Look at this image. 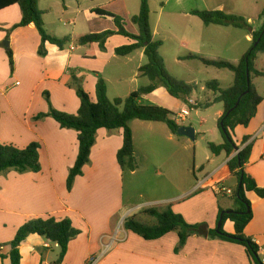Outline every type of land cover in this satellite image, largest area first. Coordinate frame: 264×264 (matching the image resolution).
<instances>
[{
	"label": "crops",
	"instance_id": "crops-1",
	"mask_svg": "<svg viewBox=\"0 0 264 264\" xmlns=\"http://www.w3.org/2000/svg\"><path fill=\"white\" fill-rule=\"evenodd\" d=\"M118 1L121 0H38V8L43 13L44 27L48 35L58 39L74 38L105 30L114 31L113 23L111 28L98 27L96 22L103 17L93 10L96 8L106 10L104 8H110ZM207 8H210L207 9L210 11L218 10L242 17L251 30L256 31L262 24L258 16L264 8V0H216ZM124 9L125 7H122L121 10ZM51 11L56 13V20L50 18ZM190 12L182 14L184 17L197 19L199 23L195 20L190 22L183 31L180 44L193 55L209 60L225 58L227 62L237 64L250 46L251 35L244 29L204 26ZM19 20L20 11L15 5L0 11V143L18 149H24L31 143L40 144L41 171L20 174L8 170L0 173V255L4 256L3 259L0 258V264H10L9 243L17 229L29 219L47 216L56 220L68 218L73 227L80 231V234L69 242L60 264H86L90 257L101 254L96 264H256L243 246L206 235L208 230L216 227L218 207L227 211L234 210L236 207L232 202H223V207L215 205L209 217L201 221L204 223L201 234L190 236L177 252L176 232L154 241H145L126 231L123 222L121 223V219L128 217L129 212L124 211L129 206L125 203L122 192L124 170H121L116 162V153L122 144L121 130H99L96 133L89 162L84 166L82 176L77 177L71 190L67 191V174L77 156V132L61 129L51 117L38 119L37 116L48 113L50 106L53 110H62L66 114H76L79 99L67 87V81L72 73L92 81L89 80L90 86L92 85L90 91L84 92L95 101V85L98 77L102 78L105 71L102 66V62L106 61L104 57L114 56L113 51L117 47L109 49V40L119 38V46L127 45L130 41L114 35L106 41L105 54L96 44L92 46V58L86 57L89 51L87 46L68 44L60 50L54 45L44 43V56H40L38 50L41 41L32 24L26 28L12 29ZM59 23L71 25L72 30H64L59 27ZM76 23L79 24V28ZM85 28L86 31H82ZM131 32L136 33L135 28H132ZM152 35L154 36L153 32ZM6 41L7 47L4 46ZM6 50L11 52L12 65L9 64ZM137 52L140 59L139 65L136 66L137 77L145 80L147 78L138 73L139 67L143 65L141 64L143 50ZM259 64L264 66V59L257 56L256 71L264 74V67H260ZM121 74L119 71L115 76L116 82L120 85L123 80ZM103 80L108 83L105 78ZM148 84L149 81L145 86ZM256 91L260 95L257 87ZM132 92L134 91L128 94ZM106 95L108 98L107 86ZM260 96L262 102L249 123L250 127L255 124V132H250L248 125L247 128L237 127L235 133L236 145L244 136L249 137L246 144H252V151L244 168H249V174L257 186L264 188V96ZM51 98L57 101L54 102ZM119 98L118 96L114 99ZM143 100L167 110L171 108L179 110L185 103L177 104L178 100L171 98L163 87H158L152 93L143 96L141 103ZM221 114L222 112L219 113V117ZM149 123L144 124V121L139 120L128 123L132 133L134 155L136 142L142 138L143 133L151 129H164L161 126L165 125L164 123ZM144 126L147 128L143 129ZM166 133L167 139L175 137L169 129ZM217 159H221V163L211 172L205 173L204 167L199 169L201 174H204L202 180L209 177L200 188L203 191H200L201 197L208 193L215 198L222 197L223 194L218 195L216 192V189H219L218 184L231 183L229 184L231 187L235 185L228 173L226 167L228 160L224 154L210 158L207 162L211 164ZM221 171L223 174L214 179ZM197 187V185L188 187L183 196L192 197L196 194ZM183 196L177 195L166 202H176L178 198L182 200ZM246 198L251 205L252 219L244 229V236L256 245L258 256L262 259L264 198H259L253 192L246 193ZM176 214L183 216L178 212ZM229 223L225 225L224 232L233 234V224L230 221ZM193 224L197 222L193 221ZM18 249L20 264H52L59 254V247L56 244L37 235H29Z\"/></svg>",
	"mask_w": 264,
	"mask_h": 264
},
{
	"label": "trees",
	"instance_id": "trees-1",
	"mask_svg": "<svg viewBox=\"0 0 264 264\" xmlns=\"http://www.w3.org/2000/svg\"><path fill=\"white\" fill-rule=\"evenodd\" d=\"M17 6L20 11V20L12 29L26 28L33 25L41 45L38 50L40 56H44L43 45L49 43L58 49L65 45L87 46L89 51L86 57H93L92 46L96 44L99 50H105L106 41L118 35L127 38L130 43L116 47L113 51L117 57H126L137 50H143L147 59L146 64L138 69V73L146 77L149 84L140 87L132 92L126 99H114L110 101L106 95V85L99 76L95 85V101H92L87 93L77 87L79 107L76 114L57 112L51 107L46 114H40L38 119L51 117L61 129H71L77 132V156L73 166L69 169L66 178V189L70 191L77 177L82 176L84 166L89 162L90 152L95 142V135L99 130H121L122 144L116 153V162L121 170L135 171L134 149L132 133L128 123L132 120L144 122L164 123L173 135H177L180 128L174 120V114L169 110L156 105L141 103L143 96L163 87L167 94L175 100H186L192 94V87L172 78L166 70L165 64L158 51L162 42L153 39L150 28V10L148 0H140L139 12L132 16L128 23L135 27L136 33L129 32L126 26V19L112 14L106 10L96 8L94 13L100 17L112 20L114 31L105 30L100 33L86 34L74 38L64 37L61 39L48 35L44 28L43 13L38 8V0H0V11L11 6ZM190 14L198 18L204 26H221L245 29L251 35V46L240 58L237 64L205 59L199 55L189 54L182 60H197L204 66L217 69H227L233 73V83L227 89H220L214 81L205 84L206 88L213 91L215 98L213 103H222L223 112L217 121V127L223 142L219 145L209 143L208 148L213 157L221 154L228 160L226 167L231 177L235 178V188L232 193L237 208L231 214L227 210L218 207V214L215 229L208 230L206 235L210 238H218L224 241L241 245L256 264H262L258 256L256 245L244 236V229L252 219L251 205L246 198V193L253 192L259 198H264V188H259L254 178L245 170L249 162L252 144H246L249 137L244 136L236 145L237 127L247 128L256 115L257 107L262 102V97L257 93L251 83V78L262 77L264 74L254 68V61L257 54H264V8L258 18L261 20V27L252 31L248 23L239 16L225 14L222 11H191ZM9 64L12 65L11 52L6 50ZM247 71L248 80L247 82ZM73 80L76 77L72 73ZM209 105V104H207ZM40 144L31 143L24 149L0 143V173L13 170L17 173L41 171L39 163ZM144 214L154 219L155 223L147 225L135 219L134 216L125 218L123 228L145 241H154L161 237L176 232L178 245L175 252L181 248L187 239L195 234H201L200 228L196 225L185 224L181 215L173 213L170 207L158 211L147 209ZM228 220L233 224V234L223 231L224 222ZM217 224L220 226L217 227ZM80 231L73 227L68 218L56 220L54 217H39L27 220L21 225L13 240L9 243L10 251L8 257L10 264H20L19 245L29 236L37 235L45 240L56 244L59 247V254L52 264H60L66 254L69 242L77 237ZM3 259L4 256L0 255Z\"/></svg>",
	"mask_w": 264,
	"mask_h": 264
},
{
	"label": "rangeland",
	"instance_id": "rangeland-1",
	"mask_svg": "<svg viewBox=\"0 0 264 264\" xmlns=\"http://www.w3.org/2000/svg\"><path fill=\"white\" fill-rule=\"evenodd\" d=\"M214 1L216 0H148L150 10L149 23L151 31L154 34L153 39L162 42V46L159 48L158 53L163 59L169 75L177 81L192 87V94L189 98L195 101L196 106L191 110L187 107L186 110L189 114L185 119L178 121L179 127L192 128L194 130L193 140L189 137L179 135H175L172 139H167L166 131L168 129L165 125H161L164 131L160 129L148 130L147 133H143L142 138H139L136 142L134 160L137 169L133 173L128 170H124L123 172V198L125 203L129 205L124 211H129L127 214L128 217L132 215L137 221L147 225L155 223L154 219L144 214L145 210L151 208L161 211L166 207H170L173 213L178 212L183 215L182 218L185 224L190 226L196 225L200 230H202V226L204 225L201 221L209 217L215 205L219 204L223 207L224 203L232 202L234 207L237 208L234 198L232 197L235 185L231 187L229 185L231 183L218 184L219 189L226 187L230 189V196L222 195V197L216 196L215 198L211 193H208L204 195V197H201L200 193L203 191H201L199 187H197L195 190L196 194L192 197H189V195L183 196V193L188 187L193 185L198 186L199 182L202 180L204 174H201L199 171L200 167H204L205 173H207L211 172L221 163V159H217L211 164L207 162L210 158H213L208 144L219 145L223 142L217 127V121L220 118L219 113L223 112V106L222 103H213L215 94L213 91L207 89L205 84L214 81L218 84L220 89H227L233 83V73L227 69L204 66L197 60H182V57L192 54V52L180 44L184 29L192 20H197L189 16L184 17L182 13L195 10L210 11L207 10L210 9L207 7ZM139 4L140 0H121L110 8L104 9L117 13L118 16L126 19L125 28L131 32L132 28L135 27L128 23V20L132 16L138 14ZM122 7H125V9L121 10ZM49 16L56 20L57 15L55 12L51 11ZM80 18L78 19L79 22ZM196 22L199 23V21ZM58 25L64 30H72L71 25L60 23ZM96 25H98V27L110 26L111 28L112 22L110 19L103 17L99 22H96ZM76 26L78 27L79 24L76 23ZM82 31H86V28ZM118 39L119 38L110 39L108 48L119 47L120 41ZM101 52L105 54L104 50ZM103 54L101 56H103ZM257 56H259L260 59H264V54H257ZM224 57L227 58L228 56ZM104 58L106 61L102 62V66L105 70L102 79L105 78L108 81L107 83L104 80L107 86L108 99L110 101L118 96L120 97L119 99L124 100L129 96L128 93L130 91L138 90L140 87H144L147 84V79L144 80L141 77H137L136 66L140 63L137 51L126 58L116 57L115 55ZM214 59L215 61L227 62L225 58ZM146 62L147 59L144 56L141 64L143 63L144 65ZM123 65H125V69H123ZM261 65L262 64H259L260 67H264ZM254 68L256 70V60L254 61ZM119 71H121V75H123L121 85L116 82L117 78L115 77ZM90 72L91 71H89V73ZM73 75H75V73H73ZM75 77L76 80H73L72 76H70V79L67 81L68 83L66 82L67 87L72 90L70 91L71 93L77 96V87H80L82 90L90 91L92 87V85L90 86V79L89 81L88 78L86 79L82 76L75 75ZM251 83L255 88L257 87L260 95L264 96V77L256 78L252 76ZM61 85L63 86V83ZM51 99L54 102L57 101L54 98ZM185 100L186 98L180 99L176 103L182 104ZM142 103L151 105L145 100H143ZM55 111L63 112L62 110L56 109ZM169 111L172 114L179 112L178 109L174 108H171ZM144 124L150 123L144 122ZM146 128V126L143 127V129ZM249 128L250 132H255L256 130L255 124L251 125V127L249 125ZM253 145L254 147L256 146V141ZM245 170L249 173V168H245ZM222 174L223 171L219 172L214 176V179ZM233 181L235 183V178H233ZM221 193L222 192H219L218 195H221ZM177 195L183 196L184 198H182V200L178 198L176 202H166ZM122 217L123 216H121V218ZM124 220L125 219L122 218L121 223ZM193 221H196L197 224H193ZM227 223L230 224L229 221L226 220L222 227L223 231L226 229L225 225Z\"/></svg>",
	"mask_w": 264,
	"mask_h": 264
},
{
	"label": "built area",
	"instance_id": "built-area-1",
	"mask_svg": "<svg viewBox=\"0 0 264 264\" xmlns=\"http://www.w3.org/2000/svg\"><path fill=\"white\" fill-rule=\"evenodd\" d=\"M195 106H196V103L192 99L185 100L183 107L180 108L179 112L174 115L175 122L178 123V121L183 120L187 117V115L189 114L188 111L186 110L187 107H189L191 110ZM208 179H209V177H206V178H204V180L200 181L198 187L201 188L203 186V183L206 182ZM216 192H217V194H219V192H222L221 194L226 195V196L231 195V190L225 189V188L216 189ZM101 256H102V254L98 255V256L90 257L87 260L86 264H96ZM261 262H262V264H264V258L261 259Z\"/></svg>",
	"mask_w": 264,
	"mask_h": 264
},
{
	"label": "water",
	"instance_id": "water-1",
	"mask_svg": "<svg viewBox=\"0 0 264 264\" xmlns=\"http://www.w3.org/2000/svg\"><path fill=\"white\" fill-rule=\"evenodd\" d=\"M5 47H7L8 46V42L6 41L5 42V45H4ZM247 82H249V80H248V71H247ZM177 135H179V136H186V137H189V138H191L192 140L194 139V130L192 129V128H179L178 130H177V133H176ZM233 211L232 210H228V211H226L225 213L226 214H231ZM220 225L219 224H217V227H219Z\"/></svg>",
	"mask_w": 264,
	"mask_h": 264
}]
</instances>
